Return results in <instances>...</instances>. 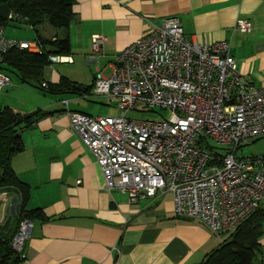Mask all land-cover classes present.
<instances>
[{
	"label": "crops",
	"instance_id": "obj_1",
	"mask_svg": "<svg viewBox=\"0 0 264 264\" xmlns=\"http://www.w3.org/2000/svg\"><path fill=\"white\" fill-rule=\"evenodd\" d=\"M73 9L72 52L66 55L73 61L44 67L43 82L58 83L65 76L92 84L98 73L109 75L115 56L147 34L153 23L174 16L196 41L229 40L241 74L249 84L264 87V0H76ZM241 18L252 22L249 32L235 29ZM40 30L45 37L60 33L47 24ZM94 34L108 37L101 52L92 50ZM0 69L10 78L0 107L48 112L22 131L25 148L12 159L17 175L30 185L26 208H42L46 216L33 220L23 250L26 258L17 264H200L226 239L197 219L177 216L169 193L131 201L127 193L106 188L95 156L71 129L63 101L72 110L102 115V106L114 97L45 92L39 82H24L14 69L8 70L19 81ZM33 86L50 94L42 99L29 90ZM22 87L29 95L23 104L15 97ZM4 194L8 200L0 202L2 224L12 213L17 190L0 188Z\"/></svg>",
	"mask_w": 264,
	"mask_h": 264
},
{
	"label": "built area",
	"instance_id": "obj_2",
	"mask_svg": "<svg viewBox=\"0 0 264 264\" xmlns=\"http://www.w3.org/2000/svg\"><path fill=\"white\" fill-rule=\"evenodd\" d=\"M252 26L241 18L235 29L249 32ZM107 39L92 35V50L101 52ZM14 47L43 51L39 41L7 37L0 25V63ZM49 60L51 66L73 61L62 54ZM112 68L109 75L98 73L93 90L81 97L117 98L121 115L72 110L63 101L71 129L95 156L106 188L127 193L131 201L169 193L177 216L220 234L237 228L264 198V153L237 154L245 139L264 136V87L241 74L230 41H196L178 17L169 16L118 53ZM8 84L9 76L0 71V90ZM157 106L171 116L127 115ZM7 200L0 195V202ZM16 204L15 198L12 212ZM32 225L29 219L21 222L12 241L16 250L23 251Z\"/></svg>",
	"mask_w": 264,
	"mask_h": 264
},
{
	"label": "trees",
	"instance_id": "obj_3",
	"mask_svg": "<svg viewBox=\"0 0 264 264\" xmlns=\"http://www.w3.org/2000/svg\"><path fill=\"white\" fill-rule=\"evenodd\" d=\"M76 0H0L7 4L13 15L10 21L25 20L35 30L34 39L42 44L41 53L14 47L8 51L0 63L2 69H14L24 82H39V87L51 93H90L92 84L84 85L62 76L58 83L42 86L41 74L44 67L50 65L51 54L68 55L72 52L69 28L75 19L73 6ZM0 17V25L9 23ZM50 25L60 33L54 37H45L41 25ZM5 66L8 67H3ZM3 65V66H2ZM95 80V78H94ZM48 112L39 108L30 113H20L6 105L0 107V188L17 190L15 210L0 223V264H17L26 258L23 251L16 250L12 241L20 229L23 220L46 218L42 208L27 209L30 199V185L24 182L12 166L13 157L24 150L22 131L36 124ZM264 235V204L255 210L213 251L208 253L200 264H253L260 256L259 264H264V249L261 239ZM24 250V249H23Z\"/></svg>",
	"mask_w": 264,
	"mask_h": 264
},
{
	"label": "rangeland",
	"instance_id": "obj_4",
	"mask_svg": "<svg viewBox=\"0 0 264 264\" xmlns=\"http://www.w3.org/2000/svg\"><path fill=\"white\" fill-rule=\"evenodd\" d=\"M42 26H46V24H44ZM40 29H41V26H40ZM5 35L7 37L15 38V39H18L16 36H19L21 39L24 38L27 41H33L36 38L35 37L36 36L35 30L32 28V26L29 23H27L25 20H22V19L10 21L9 23H7L5 25ZM64 66L69 67V65H58V68L61 69ZM3 67H8V66H5V64H4ZM0 71H3V70L0 69ZM7 71L14 77L15 80H17V81L20 80L15 71L8 70V69H7ZM22 88L24 89L25 87H22ZM28 88H30L29 90L32 89L31 92H34L35 94H37L42 99L45 96H48L50 94L49 93V94L45 95L43 93L42 89H40V88L38 89L34 86H33V88L32 87H28ZM8 90H10V86L0 90V99H3V97L5 96V94L7 93ZM15 97L18 99L19 102H21L23 104L25 102V100L28 99L29 95H28L26 89H24V91L18 92L17 96H15ZM12 104L17 105L15 102ZM38 107H40V106H38ZM102 108H103L102 109L103 112H101V114L105 115V116H119L122 113V111L118 107V99L117 98H111V100L108 101L106 103V105H103ZM171 114H172L171 111L164 110L159 106L155 107L153 110H142V109L141 110H134V109H132V110H129L127 112V115L129 117L137 118V119H141V120L168 119L171 116ZM262 153H264V136L259 137V138L245 139L241 143V147L239 148L237 154L241 155V156H249V155H258V154H262ZM228 234L229 233H224V234H220L219 236H221L224 239V238H227ZM262 247L264 249V243L262 244ZM259 259L258 258L254 259L253 264H259Z\"/></svg>",
	"mask_w": 264,
	"mask_h": 264
},
{
	"label": "water",
	"instance_id": "obj_5",
	"mask_svg": "<svg viewBox=\"0 0 264 264\" xmlns=\"http://www.w3.org/2000/svg\"><path fill=\"white\" fill-rule=\"evenodd\" d=\"M0 17L5 20H9L10 18H12L11 9L7 4L0 5Z\"/></svg>",
	"mask_w": 264,
	"mask_h": 264
}]
</instances>
